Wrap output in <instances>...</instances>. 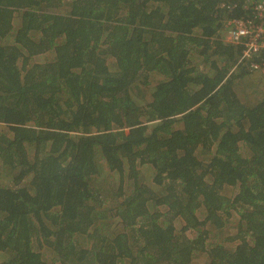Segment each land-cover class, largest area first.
<instances>
[{
  "label": "trees",
  "instance_id": "trees-1",
  "mask_svg": "<svg viewBox=\"0 0 264 264\" xmlns=\"http://www.w3.org/2000/svg\"><path fill=\"white\" fill-rule=\"evenodd\" d=\"M228 1L0 0V264H264V98L238 94Z\"/></svg>",
  "mask_w": 264,
  "mask_h": 264
},
{
  "label": "rangeland",
  "instance_id": "rangeland-1",
  "mask_svg": "<svg viewBox=\"0 0 264 264\" xmlns=\"http://www.w3.org/2000/svg\"><path fill=\"white\" fill-rule=\"evenodd\" d=\"M54 57L53 52H48L45 54H41L40 56L37 55L32 58L31 62H39L43 63L46 62ZM161 76L157 73H153L150 77V81L148 86H142L140 89L142 90V94H145V98H148L150 96V93L153 89V87L156 85V83L160 80ZM237 87H238V94L240 95L241 99L248 105H254L256 102L264 98V74L261 72H251L250 75H247L246 77H243L240 80H237ZM141 96V95H140ZM143 98V95L141 99ZM200 159L203 162L208 161L212 155L210 153L201 152L199 153ZM107 171H104L99 176L94 177V183L93 186L99 190L98 198H100V202L96 203L97 210L101 212L105 208L112 209L117 208V206L120 204L118 197L114 193V190H116L118 185L117 177L110 172L107 168ZM144 174V173H143ZM129 190H132V187L129 186ZM112 211L110 214L106 215L108 220H112ZM231 216L229 219V222L226 224L225 227H223L220 230H211L210 234V242L215 243H225V239L227 236H229L231 233L235 232V226L237 225V221L235 218H232ZM114 221V220H112ZM162 224H164V221H161ZM192 234H195L194 231H192ZM45 250V259L50 264H61L60 261L57 259L55 253H53L51 250L44 248ZM5 256V255H4ZM3 259V254L0 255V262ZM205 258L203 254H198L195 257V264H204Z\"/></svg>",
  "mask_w": 264,
  "mask_h": 264
},
{
  "label": "built area",
  "instance_id": "built-area-1",
  "mask_svg": "<svg viewBox=\"0 0 264 264\" xmlns=\"http://www.w3.org/2000/svg\"><path fill=\"white\" fill-rule=\"evenodd\" d=\"M222 6L229 11L223 20L224 40L242 47L239 63L264 74V0H243L242 15L233 14L238 4L232 0Z\"/></svg>",
  "mask_w": 264,
  "mask_h": 264
}]
</instances>
